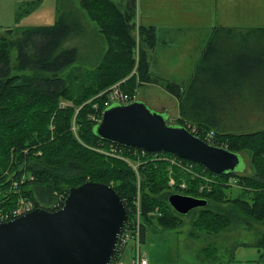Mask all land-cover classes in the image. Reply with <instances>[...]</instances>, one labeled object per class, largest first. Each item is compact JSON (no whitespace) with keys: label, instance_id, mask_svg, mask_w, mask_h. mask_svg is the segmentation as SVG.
Instances as JSON below:
<instances>
[{"label":"trees","instance_id":"trees-1","mask_svg":"<svg viewBox=\"0 0 264 264\" xmlns=\"http://www.w3.org/2000/svg\"><path fill=\"white\" fill-rule=\"evenodd\" d=\"M66 1L57 0L54 23L15 26L7 28L0 36V205L5 209L12 208L23 194L34 200L36 207L52 209L57 193L67 196L73 185L88 180L99 181L112 185L128 209L140 191L141 235L145 240L147 226L158 224L163 229H169L177 223L171 212L176 210L170 205L168 197L153 194L154 177L153 174L148 176L158 169L159 180L155 184L169 180L167 167L170 159L154 158L155 154H164L192 165L189 170L172 165L176 167L178 182L174 191H168L169 195L178 192L207 199L206 206L190 212L201 210L194 212L197 213L196 225L200 229L218 234L234 224L263 219L264 194L262 200L256 199L253 204L236 200L231 205L209 209L210 199L204 192L207 189L206 192L211 194L212 191L199 182L201 178L193 176L190 184L182 188L177 172L195 173L201 177L215 176L226 181L237 171L217 174L172 152L145 151L110 141L96 133L98 120L91 119V115L98 116L100 113L101 116V110L94 105L98 103L104 109L106 98L104 95L94 97L96 91L125 79L120 88L133 95L131 90L137 80H158L151 71L149 55V50L159 43L157 30L155 26L143 24L138 26L137 31L134 12L121 10L113 0H78L80 8L86 10L100 26L108 49L97 68L90 71L91 81L72 84L67 74L86 57H82L79 45H64L71 38L85 37L89 27L80 10L64 6ZM41 3L42 0H34L21 6L17 18L21 19ZM239 42H243L242 50H237ZM255 43H264V27L246 31L234 27L218 28L202 53L180 104L183 117L198 120L197 126L203 131L199 134L201 137L204 132L213 129L215 144L239 153H242L239 151L242 146L253 145L259 135H264V130L247 133L230 130L224 124L231 110L241 104L247 105L243 106L244 109H251L248 106L264 109V55L251 48L257 45ZM92 50L93 47H89V52ZM12 51L17 53L15 64L11 63ZM67 100L72 102L64 108ZM219 130L246 134L241 140L240 135L230 143L224 138L225 133ZM111 145L118 146L121 152L123 149L125 158L145 161L140 189L136 183V172L124 157L98 150H108ZM15 181L19 183L18 188L13 186ZM64 183L69 184L67 188ZM218 186L213 185L212 190ZM255 246L259 252L258 260L263 261L264 236ZM217 252V245L208 246L203 254L207 259L214 260Z\"/></svg>","mask_w":264,"mask_h":264},{"label":"rangeland","instance_id":"rangeland-1","mask_svg":"<svg viewBox=\"0 0 264 264\" xmlns=\"http://www.w3.org/2000/svg\"><path fill=\"white\" fill-rule=\"evenodd\" d=\"M113 2L125 12H134V20L135 22L137 21V31L138 26L144 23L143 16L153 14L147 9V4L144 5L143 0H113ZM63 3L65 7H75L80 10L85 23L89 26V31L85 37H74L65 42L64 46L67 47L79 45L82 57H86V60L82 61L78 66H75L70 73L67 74L69 81L72 84H79L84 80L91 81L90 71L97 68L102 61V56L108 49V42L102 32H100L98 23L89 17L86 10L80 8L79 1L68 0ZM238 3L239 0H176L165 2V10L168 12V15H174L176 17L172 20V29L185 33L176 32L171 36L187 37L189 39L186 43L187 48L173 50V48H178V45H172V48L167 50L172 53L170 61L172 60L174 64L172 67L176 69L175 74L179 75L180 78L174 79L176 77L173 75L174 71L169 68L168 61H163L161 64H158V60L156 64H158V66L163 69L164 73H167L169 76L163 77L153 74L158 80L149 82L137 80L133 90H131L133 96L138 100H145L152 109L169 112V123H180L186 126L196 123L194 125L197 126L198 120H190V118H185L181 115L180 104L191 81L192 74L201 59L205 47L212 38L213 33L218 28L224 27L221 24H264V15L256 17V11H253L254 17L249 19H244L234 14L232 7ZM45 4L47 7L46 9L50 10L53 16L55 14V0H46ZM240 4L243 9L248 11L251 10V7H248L242 1H240ZM254 9H259L264 12V0L261 1V4H255ZM12 11L13 9L8 6L0 9V24L13 22ZM251 14L252 11H250L249 15ZM40 24H52V21L44 19ZM144 25L150 26V24L146 23H144ZM200 27L207 28V33H201L202 37L198 35L201 29ZM4 29L5 27L0 25V36L4 34ZM188 30L190 34L186 33ZM136 36L138 37V33H136ZM196 38L198 42H200L198 47H195L197 49L194 48V46L197 45ZM249 44H251V42H249ZM255 44L257 45H253L251 48L258 54L264 55V43ZM160 46H162V43H160ZM243 46V42H239L237 50H242ZM89 47H93L92 52H89ZM155 50L156 47L149 50L151 63L157 55ZM11 55V63L15 64L16 51H12ZM135 70L136 66L134 68V71ZM15 73L17 72L15 71ZM122 81L116 82L115 84L121 86ZM98 95H104L106 96L104 100H108L111 96L110 87L96 91L94 97ZM71 102L72 101L67 100L64 108L68 107ZM243 106L247 105L241 104L240 107L236 106L231 110L230 117L225 119L224 124L227 125L228 129L247 133L248 131L264 130V109H260L256 106H248L251 109H244ZM94 117H96V114L91 115V119H94ZM220 133H225L226 137L224 138L230 141V143L240 135L241 138L239 140H241L243 135L246 134L221 131ZM98 150L106 154L117 155L121 158L126 157L123 153L124 150L122 149L121 152L119 147L117 152H113L110 146L108 150ZM239 151L244 154L243 157L241 156L242 161L239 168L242 171L233 174L228 180L222 181L215 176H205L207 177L205 178L195 173H193V175L187 172L177 171L179 175L178 180H181L179 185L184 188L187 183L190 184V180L193 176H195V178H201L199 182H203L202 185L208 188L209 191H212L211 194L206 192L207 189L204 192L206 197L210 199L209 205L207 206L209 209L218 208L220 205L228 206L236 200L249 204H253L256 199L262 200V195L264 194V135H259L257 142L253 145L250 143L245 144ZM132 152L135 153L136 151ZM164 157H168L170 161H167L171 163H168L169 165L167 167L169 180L156 185L155 182L159 180L157 177L159 174L157 172L159 171L158 169L154 173L153 171L150 172L148 176L153 174L154 177L152 183L153 194L167 198L170 193L168 190L174 191L176 189V183L178 181L175 175V166L177 165L175 163L176 157H169L164 154H155L154 156V158L160 159H165ZM128 160L137 165V167L134 168L130 162L127 161L136 172V183L137 187L140 189L144 173V170L142 172V166L145 161L141 160L142 162H140L131 158H128ZM182 162L185 163L183 160ZM111 165H115V163H111ZM68 185V183L63 184L65 188H67ZM213 185H219L216 187V190L219 189L217 192L216 190H212ZM200 211L201 210H196L194 212ZM171 212L175 219H177V223L174 227L163 229L158 224L147 226V237L141 243V251L142 254L148 258L149 264H264V260H258L259 252L258 248L255 246V243H258L264 236V218L249 219L247 222L234 224L232 228L225 229L215 234L200 229L196 225L197 217L195 215L197 213L181 214L174 210H171ZM243 243L246 244L243 245ZM216 245L218 247L216 259H207L203 254L204 249L208 246L216 247ZM133 246V242L130 241L122 257L124 261L123 264H133L132 258L136 254V250Z\"/></svg>","mask_w":264,"mask_h":264},{"label":"water","instance_id":"water-1","mask_svg":"<svg viewBox=\"0 0 264 264\" xmlns=\"http://www.w3.org/2000/svg\"><path fill=\"white\" fill-rule=\"evenodd\" d=\"M169 117V112L152 109L145 100L114 101L104 108L95 131L123 145L172 152L217 174L242 171V153L209 143L187 126L169 123ZM168 201L181 214L208 203L178 192ZM128 215L112 185L93 180L73 185L59 209L39 206L0 220V264H109Z\"/></svg>","mask_w":264,"mask_h":264},{"label":"crops","instance_id":"crops-1","mask_svg":"<svg viewBox=\"0 0 264 264\" xmlns=\"http://www.w3.org/2000/svg\"><path fill=\"white\" fill-rule=\"evenodd\" d=\"M31 1H34V0H0V9L5 8L7 6L13 9L12 11L13 12L12 14L13 22L0 24L1 26L5 27L4 31L7 28H13L15 26L40 25L41 21H43L44 19H49V21H52V23L55 22L57 18V0H55V14L53 16H52L51 11L46 9L47 8L45 4L46 0H42V3L40 4L39 7L31 11L30 13L25 14L24 16H22L21 19H18L17 13L21 9V6L26 5ZM167 1L171 2V1H176V0H143L144 5L147 4V9H149L150 12L153 13V14H148L146 16H143V21L146 24L155 26L157 30L159 44L156 46V50H155L157 55L155 56L154 61L151 63L152 73L157 76H163V77L169 76L167 75V73H164L163 69L160 66H158V64H161L163 61H168L169 68L174 71L173 75L176 77L174 79H178L180 78V76L175 74L176 69L172 67L174 65L172 60L170 61V59L172 58V53L168 52L167 50H170L172 48V45L173 46L178 45V48H173V50L185 49L187 48L186 43L188 42L189 39L187 37L171 36L175 34L176 32H182V33L184 32L174 31L172 29L171 23H172L173 18H176V17L174 15H168V12L165 10L166 5H164V3ZM240 1L245 3L248 7L249 6L251 7V10H250L252 11L251 15H249L250 11L245 10L241 7ZM261 1L262 0H239V3L232 7V11L234 14L244 19H249L251 17L253 18L254 17L253 11L257 12L256 17L262 16L264 15V12L260 11L259 9L257 10L254 9V5L261 4ZM48 7H51V6H48ZM221 25H223L224 27H234L237 30H241V31H246L247 29L254 28V27H264V24L235 25L233 23H229V24H221ZM202 32L203 34L207 33V28L204 27L199 30L198 35L201 37H202L201 35ZM186 33L190 34V31L188 30ZM163 34H166V35H163ZM196 40H197V45L194 46V48L198 47V44L200 43L198 42L197 38ZM160 43H162V46H160ZM156 61H158V64H156Z\"/></svg>","mask_w":264,"mask_h":264},{"label":"built area","instance_id":"built-area-1","mask_svg":"<svg viewBox=\"0 0 264 264\" xmlns=\"http://www.w3.org/2000/svg\"><path fill=\"white\" fill-rule=\"evenodd\" d=\"M111 90V96L108 100L105 101V106L109 105L113 101H120V102H129L134 100L136 97L133 95L123 91L118 84L113 85L110 87ZM97 109L101 110V116L103 112V108H101L100 104L95 103L94 105ZM100 113L98 116L94 117L98 121L101 120ZM188 127L196 134H201L203 131L198 128L196 125L189 124ZM215 131L208 130L203 133V138L207 140L210 143H215ZM110 149L113 152H117L118 146L111 145ZM128 162V158H125ZM176 165H179L185 169H191L192 165L189 163H183L182 159H179L176 157L175 160ZM130 164L135 168L137 167L136 164L133 162H130ZM14 188H18L19 183L18 181L14 182ZM18 191V189H17ZM65 193H57V199L52 205V209L56 210L61 208L64 205L65 199H66ZM124 201V200H123ZM125 202V201H124ZM126 205V203H125ZM36 207V204L34 200L29 198L25 195H20L17 203L14 207L5 209L0 205V220L2 221H8L11 219H14L16 217H19L32 209ZM128 209V208H127ZM131 213V216H130ZM128 220L126 221L123 229L121 230L119 234V240L117 243V247L115 250V253L110 261L109 264H123L122 257L124 256L126 252V247L130 241L133 242V248L136 250V254L132 258L133 264H149V260L146 256L142 254L141 251V243L143 242L142 235H141V226H142V210H141V194L140 191H138L137 195L135 196L133 200V204L130 206V209H128Z\"/></svg>","mask_w":264,"mask_h":264}]
</instances>
